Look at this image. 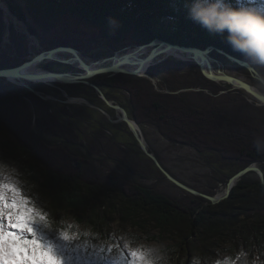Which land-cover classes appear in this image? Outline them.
Segmentation results:
<instances>
[{
  "label": "trees",
  "instance_id": "obj_1",
  "mask_svg": "<svg viewBox=\"0 0 264 264\" xmlns=\"http://www.w3.org/2000/svg\"><path fill=\"white\" fill-rule=\"evenodd\" d=\"M4 1L32 36L36 35L35 26L51 31L67 17L78 26L97 30L100 40L94 44L105 48L119 50L130 41L135 45L160 39L186 47H214L240 59L248 57L233 49L225 39L226 33H209L192 21L188 14L190 0H25L26 8L17 0ZM230 2L234 7H264V0ZM5 29L0 9V48ZM9 31L10 50L2 59L4 62L13 61L17 66L31 56L27 36L13 25ZM83 46L76 42L74 47L82 50ZM10 53H14L16 59L9 58ZM174 62L178 67L187 68L192 76L197 74V81L188 86L215 94L222 91L216 83L206 80L193 62L184 64L172 59L168 68L151 69L148 74L163 79L165 74L174 73ZM251 62L257 70L264 71V63L254 59ZM2 68L7 65H0ZM45 68L50 69L49 66ZM92 82L102 89L128 92L134 120L141 126L147 124L159 128L174 144L189 146L200 153L215 154L223 162L241 165L240 170L253 162H264V133L258 125L234 117L217 104L199 108L188 99L190 93H161L148 79L130 75L101 76ZM167 84L168 90L176 91L173 85ZM33 87L43 91L42 84ZM65 92L70 97H79L82 89H65ZM208 97L212 100L214 96ZM62 100H65L64 96ZM61 105L55 114L52 102L29 91L22 94L11 83L0 86V148L4 152L3 158L19 160L34 203L44 205L57 233H75L77 224L91 226V243L97 246L110 239L111 226L119 220L123 229L137 228V232L150 241L163 245L171 241L172 244L162 250L167 264H184L178 251L189 258L198 251L199 258L194 264H224L219 259L223 254L228 255L226 264H233L242 253L249 262L241 264H264V184L259 178H250L255 173L244 176L230 197L216 205L201 197H191L187 203L173 199L158 191L155 185L140 184L136 179L149 176L128 158H117V170L100 172L91 156L73 151L70 146H84L85 142L69 120L76 117V112L87 115L89 107ZM43 133L63 142L52 143L41 135ZM160 174V180H163ZM71 217L75 221L72 225L68 223ZM154 231L156 235H152ZM219 241L229 242L231 246L216 251L221 247V244L217 245Z\"/></svg>",
  "mask_w": 264,
  "mask_h": 264
},
{
  "label": "rangeland",
  "instance_id": "obj_2",
  "mask_svg": "<svg viewBox=\"0 0 264 264\" xmlns=\"http://www.w3.org/2000/svg\"><path fill=\"white\" fill-rule=\"evenodd\" d=\"M0 1L5 5V7L8 6L4 0ZM17 1L24 8H26L25 0ZM2 13L3 22L6 29L3 36V43L0 48V55H3L0 56V65L5 64L7 67H12L13 65L14 67L15 62H4V59L2 58L6 52L10 50L8 48L9 44L11 43L9 39V28L10 25H13L15 21L11 16H8L5 11L2 10ZM29 20L31 23H33L31 17ZM13 27L18 32L27 31L26 26L21 22L14 24ZM35 30L36 35L34 37L27 38L29 53H38L41 51L50 50L59 46H64V44H67L66 46L74 47L76 42H81L84 46L82 50H80V53L82 58L88 64L96 63L98 61H102L105 58L114 56L116 52L120 55L125 54L134 48V44L131 41L129 44H126L124 47H122V50H116L112 47L105 48L103 45L98 46V44L96 46L94 43L100 40L98 39V31L87 26H78L73 20L67 17L62 18L59 24H57L56 27H54V29L51 31H45L43 28L38 26H35ZM149 50H151V48ZM213 55L217 61L213 63V69L216 73L218 71H224L230 76L241 78L245 82H248L250 85H252L260 93L264 94V85L259 80L253 78L252 74L246 69L229 62L226 58L218 57L215 54ZM8 56L11 59H16V55H14V53H10ZM28 57L29 56H27L26 59ZM71 57L72 55L68 53L59 55V58L61 59H68ZM23 59L25 58L23 57ZM172 59L184 64L192 63L191 61H184L182 58L178 59L175 57H168L164 62L156 65L155 67H151L149 71L151 69L163 70L164 68H168V66L171 65L170 62ZM251 59L252 58L250 57L245 58L246 61L252 64ZM173 65V69L175 71L172 74H165L163 76L165 81L161 77V79H156V85H153L156 91L173 95L190 93L188 99L196 107L206 108L209 107L210 104H217L230 112L234 117L241 120H250L252 123H255L264 133V105H262L259 100L255 99L253 96L243 90L235 89L225 82L216 83L222 89V91L217 94L211 92L210 90L204 92L202 91L204 90L202 88H193L188 86L189 83L197 81V74L192 76L187 68L178 67L179 65L177 63ZM46 66H49L50 70L56 72H72L76 74L82 73L77 64H74L73 66H67L57 62L47 61L42 63L39 68L45 70ZM258 71L264 78V71ZM97 78L98 77L94 78L93 81ZM6 83L9 82L4 79H0V86ZM167 83L173 85L176 88V91L168 90L167 85L169 84ZM42 85L43 91L39 92L40 94L49 97L48 100L52 102L55 107V114L62 106L60 100H62L63 96L67 94L65 89H70L71 91L82 89V93L79 98L86 99L89 103L97 108H89L87 115L85 114L83 116L80 115V112H76V117L71 119L72 121L69 120V122H72L73 126L79 131L81 139L85 142L84 146H70V148L80 155L91 156L95 160L97 170L100 172H110L117 170V158L125 157L140 165L144 169L145 174L149 176L148 178L144 179H136L140 184L144 186L155 185L158 191L161 193L186 203L189 198L198 197L197 195H194L175 185L173 182L168 180L162 172L161 173L164 179L160 180V170L157 168L156 164L141 151L137 139L127 127V125L123 123L113 124L111 122V120L117 121L118 117L121 116V113L109 108L99 97V94H97L93 89H90L84 85L67 86L59 84L60 86H57L54 83ZM16 87L19 88L22 94L28 92V90L23 86ZM103 91L113 104L124 107L129 112V116L134 120L129 108L128 92L111 88H104ZM200 92L205 94L201 95L199 94ZM209 95L214 96L212 100L208 97ZM83 105L76 106L83 107ZM99 108L105 110L108 115L102 113ZM61 118L64 119L63 117ZM65 121L68 122L67 120ZM140 127L143 129L144 134H142L145 137L149 150L159 159L165 169H167L170 174L175 177V179L185 184L189 188L196 190L198 193L212 197L223 196L226 193L230 177L241 171V165L237 163L223 162L215 154L208 152L200 153L189 146L172 143L161 133L160 129L155 126L146 124L142 126L140 125L139 128ZM41 135H43L46 140L52 143L63 142L62 139L52 137L46 133ZM3 155L4 152L0 148V170H2V175L7 177L11 182L17 184L21 188L22 192L34 202L32 195L29 193L31 187L28 185V179H26L25 174L21 170V164L19 163V160L16 161L9 158L5 159L3 158ZM255 163H257V165L264 172V162H253L250 165ZM250 178L253 180L258 178L260 179V177L255 174H251ZM36 206L40 210L46 212L44 205ZM251 219L254 220L255 218L251 217ZM74 222V218L71 217L68 219V223L70 225L74 224ZM76 228L77 232L69 233L70 235L76 237L78 243L73 244L69 249L65 250V256L68 258L67 264H128V261L124 258L123 254L127 248L146 252L148 246L150 245H159L161 246V250H163L166 245L172 244L171 241H169L166 245L156 243L155 241H150L146 239V236H144L141 232H137V228L132 226H129L127 230H125L121 227L119 220L115 221L111 226V231H109L110 239L100 242L97 246H93L91 243V226L77 224ZM156 234V231L152 233V235ZM134 235H137V237H134L137 240L132 238ZM196 242L193 244L199 246ZM224 242L226 241L218 242L217 245L221 244V247L216 248V251L228 249L231 246V243ZM122 246H124V248H122ZM91 248H94L92 252L90 251ZM101 249L105 250L101 251ZM107 249H112V251L109 252ZM15 250L17 252L20 251L18 247H16ZM197 252H195L194 256L191 258H189L186 254H182V251H178V255H181L184 264H194L199 258L197 255L200 253ZM245 256L246 255L244 253L240 254L234 260L233 264L248 263L249 261L245 260ZM255 257L257 258V255ZM227 258V254H223L219 257L220 260L224 261V264L227 263ZM20 259L21 258L18 257L17 264ZM24 259L27 260L26 251ZM240 260L243 261L240 262ZM47 261L48 264H57V261H55L50 256L47 257ZM216 262L218 263V261ZM28 264H36V262L33 260L29 261Z\"/></svg>",
  "mask_w": 264,
  "mask_h": 264
},
{
  "label": "water",
  "instance_id": "obj_3",
  "mask_svg": "<svg viewBox=\"0 0 264 264\" xmlns=\"http://www.w3.org/2000/svg\"><path fill=\"white\" fill-rule=\"evenodd\" d=\"M0 9L5 11L8 16H11L14 19V24L19 22L18 18L11 12L9 6L3 7L0 4ZM13 24V25H14ZM24 33L27 38L34 37L30 35L28 31L22 32ZM10 37V35H9ZM134 48L132 51L127 52L125 54H116L109 58H105L99 63V65H105L102 69H95L93 65L95 63L88 64L81 56L80 50L75 47L70 46H59L50 50L41 51L38 53H30L29 56L23 63L14 67H7L0 69V79H4L9 83L13 84L14 86H23L29 92L33 93L34 95L40 97L45 101H49V97H46L38 90H36L33 85L35 84H47L54 83V84H61V85H84L88 86L89 88L93 89L102 101L112 110L121 113V116L118 117L117 121L111 120L113 124L115 123H123L126 124L127 127L131 130L134 134L141 151L150 158L157 166V168L162 172L168 180L173 182L175 185L181 187L182 189L197 195L198 197H202L208 200L211 204L216 205L221 203L222 201L228 199L231 195L233 188L236 184L246 175L250 173L257 174L260 179L261 183L264 184V172L263 170L257 165V163L249 165L248 167L244 168L243 170L239 171L235 175H233L228 182L226 193L220 197H212L205 194L198 193L197 191L187 187L175 177H173L170 172L165 169V167L161 164L159 159L149 150L147 142L145 141V137L141 134L139 129V124L133 120L129 116V112L122 106L113 104L105 95L103 89L92 81L96 77L100 76H107V77H114L117 75H130L140 78H146L153 85H156V79L153 78L148 74L149 67L151 65H158L164 62L169 56L161 57L166 52H178L185 55L184 61H191L195 63L202 73V76L213 83L225 82L228 85L234 87L235 89H240L255 99L259 100L262 105H264V94H261L255 91L248 82L246 83L243 79L230 76L224 71H218L215 73L213 70V63L217 62L213 54H219L226 58L229 62L236 64L244 69H246L249 73L252 74L253 78L259 80L264 85V78L259 73V71L248 61L245 59H240L235 56H232L225 52L224 50L217 49L214 47H207L205 49L199 47H186L181 45L172 44L160 39H155L148 43L137 44L133 46ZM126 48V47H125ZM150 53L145 57H139V54H144L147 49H150ZM122 50V49H121ZM71 54L72 57L68 59H61L59 58L60 54ZM57 62L67 66H73L77 64L82 73H72V72H56L50 69H40L39 66L44 62ZM128 66V67H126ZM130 67V68H129ZM133 67V68H131ZM157 88V87H156ZM158 89V88H157ZM207 92V90H202ZM169 93L168 91H166ZM65 100H60L61 103L65 105H83L92 109H97L91 103H89L84 98L79 97H70L67 94L64 95ZM101 110L102 113L107 114L105 110ZM108 115V114H107Z\"/></svg>",
  "mask_w": 264,
  "mask_h": 264
},
{
  "label": "snow or ice",
  "instance_id": "obj_4",
  "mask_svg": "<svg viewBox=\"0 0 264 264\" xmlns=\"http://www.w3.org/2000/svg\"><path fill=\"white\" fill-rule=\"evenodd\" d=\"M76 243V237L68 232L57 233L48 214L40 210L0 170V264H17L18 257L21 258L18 264H28L33 260L36 264H48L49 256L57 264H67L65 250ZM16 247L20 249L19 252L15 250ZM25 251L27 260L24 259ZM123 254L128 264H149L142 250L127 248Z\"/></svg>",
  "mask_w": 264,
  "mask_h": 264
},
{
  "label": "clouds",
  "instance_id": "obj_5",
  "mask_svg": "<svg viewBox=\"0 0 264 264\" xmlns=\"http://www.w3.org/2000/svg\"><path fill=\"white\" fill-rule=\"evenodd\" d=\"M192 21L212 34L224 35L236 51L264 63V7H234L230 0H190ZM149 264H167L159 245L148 246Z\"/></svg>",
  "mask_w": 264,
  "mask_h": 264
},
{
  "label": "bare ground",
  "instance_id": "obj_6",
  "mask_svg": "<svg viewBox=\"0 0 264 264\" xmlns=\"http://www.w3.org/2000/svg\"><path fill=\"white\" fill-rule=\"evenodd\" d=\"M0 4L2 5V6H4L5 7V5L0 1ZM130 51H132V50H129L128 52H130ZM150 51L151 50H149V49H147L146 51H145V53L144 54H139V57H145V56H147L149 53H150ZM127 53V52H126ZM165 56H169V57H175V58H182V59H185V55H183V54H181V53H178V52H166L165 54H163L161 57H165ZM99 63H101V61H98V62H96L95 63V65H93V67L95 68V69H102L103 68V66H105V65H99ZM211 66H213V65H211ZM126 67H128V66H126ZM151 67H155V65H151ZM151 67H149L148 68V70H146V72L147 71H149V69L151 68ZM130 68V67H129ZM131 68H133V67H131ZM214 70V69H213ZM216 73V72H215ZM247 83V82H246ZM88 87V86H87ZM255 91H257V92H259L258 90H256L254 87H252ZM260 93V92H259ZM262 94V93H261ZM139 129H141V134L143 133L144 134V132H143V129H142V127H140ZM144 136V135H143ZM146 141V140H145ZM185 185V184H184ZM188 187V186H187ZM194 190V189H193ZM196 191V190H195Z\"/></svg>",
  "mask_w": 264,
  "mask_h": 264
}]
</instances>
